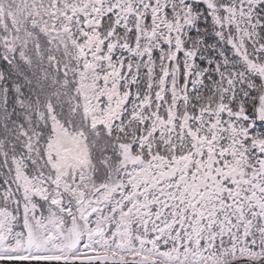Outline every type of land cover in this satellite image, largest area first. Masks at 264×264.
<instances>
[{
    "label": "snow or ice",
    "instance_id": "obj_1",
    "mask_svg": "<svg viewBox=\"0 0 264 264\" xmlns=\"http://www.w3.org/2000/svg\"><path fill=\"white\" fill-rule=\"evenodd\" d=\"M21 2L0 264H264V0Z\"/></svg>",
    "mask_w": 264,
    "mask_h": 264
},
{
    "label": "rangeland",
    "instance_id": "obj_2",
    "mask_svg": "<svg viewBox=\"0 0 264 264\" xmlns=\"http://www.w3.org/2000/svg\"><path fill=\"white\" fill-rule=\"evenodd\" d=\"M23 5L21 0H3V5L0 7V18L12 23L18 22L21 17ZM39 87L42 88L40 92L42 96L49 93L52 90L51 78L49 80H41Z\"/></svg>",
    "mask_w": 264,
    "mask_h": 264
},
{
    "label": "trees",
    "instance_id": "obj_3",
    "mask_svg": "<svg viewBox=\"0 0 264 264\" xmlns=\"http://www.w3.org/2000/svg\"><path fill=\"white\" fill-rule=\"evenodd\" d=\"M23 7H24V5H23ZM23 7H22V8H23ZM19 19H20V18H19ZM37 75H38V72H37ZM33 86H34V87H37V90L41 92L42 88H40L39 86L36 85V83H35V79H34V81H33Z\"/></svg>",
    "mask_w": 264,
    "mask_h": 264
}]
</instances>
